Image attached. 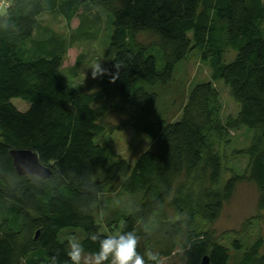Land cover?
I'll return each instance as SVG.
<instances>
[{
    "label": "trees",
    "instance_id": "trees-1",
    "mask_svg": "<svg viewBox=\"0 0 264 264\" xmlns=\"http://www.w3.org/2000/svg\"><path fill=\"white\" fill-rule=\"evenodd\" d=\"M0 5H3L1 2ZM4 6V5H3ZM0 14V264H71L68 243L92 258L99 238L134 231L146 264L177 251L182 264H230L213 225L243 181L257 189L264 210V0H11ZM106 17L107 46L81 93L61 75L69 46ZM67 25L76 38L43 29L39 17ZM151 41L143 42L142 37ZM234 59L225 63L227 50ZM197 52L212 81L165 100L175 68ZM220 80L238 103L221 120ZM114 99L123 123L110 132L142 133L151 145L133 165L115 157L93 104ZM30 104L17 110L11 99ZM115 108V109H116ZM254 130L235 152L248 157L244 174L225 175L219 147L232 131ZM99 140V139H98ZM97 141V142H96ZM34 152L46 179L20 176L11 150ZM226 178V179H224ZM233 264H264V238ZM54 258V259H53ZM108 264V262H105Z\"/></svg>",
    "mask_w": 264,
    "mask_h": 264
},
{
    "label": "rangeland",
    "instance_id": "rangeland-1",
    "mask_svg": "<svg viewBox=\"0 0 264 264\" xmlns=\"http://www.w3.org/2000/svg\"><path fill=\"white\" fill-rule=\"evenodd\" d=\"M10 1L0 0V4L2 2L4 5H0V14L5 13V4ZM97 14L100 16L98 25L86 35L85 39L71 43L60 69L61 75L81 93H91L89 91L91 75L99 67L107 46L108 28L105 15L92 10L86 17L90 20L93 15ZM39 24L43 29H48L53 34L69 40L76 38L79 21L74 19L70 25H67L62 18L45 14L39 17ZM141 40L143 42L151 41L146 36ZM234 56V50H227L224 56L225 63L231 62ZM206 81H212L209 64L201 61L197 52L193 51L185 61L175 68L170 83L171 87L165 91V100H172L183 89H186L188 93L194 85ZM213 84L220 95L221 120L225 121L228 116L236 115L239 106L230 96L227 86L222 81H213ZM11 103L21 112L27 111L30 107L28 102L19 98L11 99ZM113 105L112 95L108 98L105 94L102 99L92 105L99 111L101 122L106 130L97 141L102 144L108 142L115 157L124 159L133 165L139 155L150 147L151 143L142 133H134L129 129L110 132V129L123 123V118L116 112L117 108ZM253 134L254 130L242 127L230 132L227 137L229 143L218 148L220 155L224 156L223 163L226 168L224 176L226 178L232 173H245L248 157L245 154L237 155L235 152L247 148ZM257 197V189L251 182L246 180L241 182L236 187L233 198L225 205L219 219L213 225L220 241L229 249L230 264L237 261L240 256V252H235L231 248L233 239H238L245 249L256 237L264 238V210L258 211ZM91 259L90 256L83 255L81 264H91ZM182 262V253L177 251L171 257L161 260L159 264H182Z\"/></svg>",
    "mask_w": 264,
    "mask_h": 264
},
{
    "label": "clouds",
    "instance_id": "clouds-1",
    "mask_svg": "<svg viewBox=\"0 0 264 264\" xmlns=\"http://www.w3.org/2000/svg\"><path fill=\"white\" fill-rule=\"evenodd\" d=\"M98 71H100V66ZM92 239H99V251L93 254L91 264H105V262L108 264H146L145 257L137 251L139 237L134 231L104 238L93 235ZM68 248L67 255L71 264H81L85 252L82 243L72 239L68 243ZM148 260L159 264L155 254L149 255Z\"/></svg>",
    "mask_w": 264,
    "mask_h": 264
},
{
    "label": "water",
    "instance_id": "water-1",
    "mask_svg": "<svg viewBox=\"0 0 264 264\" xmlns=\"http://www.w3.org/2000/svg\"><path fill=\"white\" fill-rule=\"evenodd\" d=\"M13 167L20 176H37L46 179L50 175L48 168L39 163L37 155L31 150L19 149L9 152ZM200 264H209V258L206 256Z\"/></svg>",
    "mask_w": 264,
    "mask_h": 264
}]
</instances>
